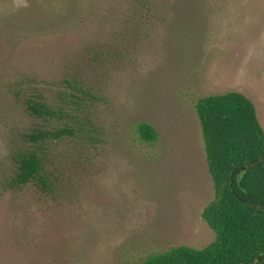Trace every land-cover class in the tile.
I'll use <instances>...</instances> for the list:
<instances>
[{
    "label": "rangeland",
    "instance_id": "rangeland-1",
    "mask_svg": "<svg viewBox=\"0 0 264 264\" xmlns=\"http://www.w3.org/2000/svg\"><path fill=\"white\" fill-rule=\"evenodd\" d=\"M139 1L0 0V176L11 132L31 125L7 88L52 99L74 80L95 97L89 138L56 150L63 195L0 190V264H136L214 241L195 104L240 93L264 133V0Z\"/></svg>",
    "mask_w": 264,
    "mask_h": 264
},
{
    "label": "trees",
    "instance_id": "trees-1",
    "mask_svg": "<svg viewBox=\"0 0 264 264\" xmlns=\"http://www.w3.org/2000/svg\"><path fill=\"white\" fill-rule=\"evenodd\" d=\"M138 4V9H147L145 0ZM103 55L110 51L93 57ZM64 84L68 91H58L52 99L23 83L8 86L15 106L31 125L11 132L0 176L3 193L20 195L33 189L51 200L63 195L65 186L54 166L56 150L89 138L84 102L95 99L74 80ZM195 111L214 188V198L201 217L213 231L214 241L201 249L175 247L136 264H264V133L255 108L244 95L228 92L199 99ZM136 132L143 143L157 138L147 123L138 124Z\"/></svg>",
    "mask_w": 264,
    "mask_h": 264
},
{
    "label": "water",
    "instance_id": "water-1",
    "mask_svg": "<svg viewBox=\"0 0 264 264\" xmlns=\"http://www.w3.org/2000/svg\"><path fill=\"white\" fill-rule=\"evenodd\" d=\"M262 159H263V158H261L260 161H261ZM260 161H259V162H260ZM259 162H258V163H259ZM255 165H257V163H256V164H253V165H250V166H255Z\"/></svg>",
    "mask_w": 264,
    "mask_h": 264
}]
</instances>
